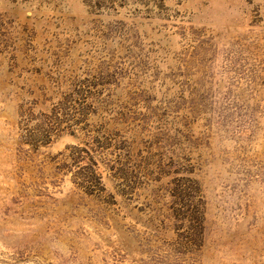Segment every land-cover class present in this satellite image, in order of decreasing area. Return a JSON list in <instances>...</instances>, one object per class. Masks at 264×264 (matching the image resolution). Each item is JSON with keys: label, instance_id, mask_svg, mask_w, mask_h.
Returning <instances> with one entry per match:
<instances>
[{"label": "rangeland", "instance_id": "374dc122", "mask_svg": "<svg viewBox=\"0 0 264 264\" xmlns=\"http://www.w3.org/2000/svg\"><path fill=\"white\" fill-rule=\"evenodd\" d=\"M0 264H264V0H0Z\"/></svg>", "mask_w": 264, "mask_h": 264}]
</instances>
